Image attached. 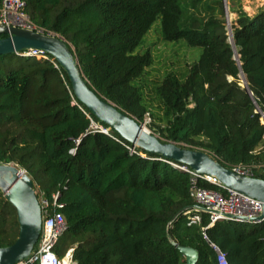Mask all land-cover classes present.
<instances>
[{
  "label": "trees",
  "instance_id": "trees-1",
  "mask_svg": "<svg viewBox=\"0 0 264 264\" xmlns=\"http://www.w3.org/2000/svg\"><path fill=\"white\" fill-rule=\"evenodd\" d=\"M26 2L36 30L67 40L102 97L141 123L147 113L161 120L148 126L165 141L205 150L230 169L250 166L264 179L257 109L264 111V6L250 14L242 0H227L237 15L233 46L223 0H193L203 29L182 27L181 0ZM160 16L166 40L204 50L184 80L169 72L157 86L158 116L133 80L153 64L150 52H134ZM48 56L0 55V163L19 165L47 198L60 193L67 229L56 252L63 256L74 247L76 264H184L175 240L199 251L197 264H218L203 235L210 215L201 212V223L189 225L180 213L194 204L191 175L161 155L132 152L134 145L76 97L65 69ZM15 59L14 67L2 68ZM243 75L252 94L241 86ZM199 184L226 193L206 180ZM205 232L231 264H264V221L218 220ZM18 235L17 212L0 190V247Z\"/></svg>",
  "mask_w": 264,
  "mask_h": 264
},
{
  "label": "water",
  "instance_id": "water-1",
  "mask_svg": "<svg viewBox=\"0 0 264 264\" xmlns=\"http://www.w3.org/2000/svg\"><path fill=\"white\" fill-rule=\"evenodd\" d=\"M223 1L229 27L228 34L234 46L228 21L229 5L227 0ZM0 34L6 35L0 38V55L18 54L31 48L42 49L52 55L68 74L76 97L100 121L116 130L133 145L148 153L187 165L198 174L214 176L224 187L264 202V179L242 175L224 166L205 150L185 148L175 142L165 141L145 127L144 122H139L115 103L97 93L85 78L74 49L60 35L3 23H0ZM241 86L251 92L244 75ZM257 109L259 111L260 107L258 106ZM0 190L15 208L19 222V235L15 242L0 247V264H16L31 254L39 240L43 222L42 208L33 178L15 163H0ZM190 208L207 210L201 205L193 204L180 210V213ZM228 217L232 218V216ZM263 217L264 210L259 218ZM171 243L185 256L184 264H197L200 254L196 248L181 245L175 240Z\"/></svg>",
  "mask_w": 264,
  "mask_h": 264
},
{
  "label": "built area",
  "instance_id": "built-area-1",
  "mask_svg": "<svg viewBox=\"0 0 264 264\" xmlns=\"http://www.w3.org/2000/svg\"><path fill=\"white\" fill-rule=\"evenodd\" d=\"M26 7V0H2L0 7V23L36 30V25L31 21ZM249 13L252 14L251 12ZM18 54L21 56L44 59L49 58L47 52L37 48L25 49ZM259 112L261 114V121L264 124V111L260 108ZM94 127L108 132L107 129L100 125L95 124ZM262 148L261 146L257 150H261ZM129 149L132 152L136 151L135 146L129 147ZM173 164L191 175L190 195L194 204L201 205L207 209L205 211L199 208L185 210L184 214L188 217V224L201 223L202 217L200 213L207 212L210 215V223L208 226L203 227L204 238L207 239L213 247L218 264H231L227 258L226 252L216 243L210 241L205 232L206 228L212 226L218 220L260 223L264 221V217L259 218L264 210V202L239 191L224 187L220 180L214 176L198 174L184 164ZM232 169L242 175L254 176V169L250 166L237 165ZM199 179L223 187L226 193L201 186L199 184ZM38 195L43 217L40 237L31 254L26 259L16 264H76L73 258L74 247L70 248L63 256H60L55 250L60 237L67 229V221L62 211L65 204L59 201L60 193H53L51 199L47 198L42 190H40V194ZM228 216H232V218Z\"/></svg>",
  "mask_w": 264,
  "mask_h": 264
},
{
  "label": "rangeland",
  "instance_id": "rangeland-1",
  "mask_svg": "<svg viewBox=\"0 0 264 264\" xmlns=\"http://www.w3.org/2000/svg\"><path fill=\"white\" fill-rule=\"evenodd\" d=\"M242 5L245 10L254 14L253 11L256 12L260 7L264 6V0H242ZM181 6L183 8L182 27L203 29L204 16H202L203 14L200 11L196 10V7H193V0H181ZM236 16V13L229 11L228 21L230 25ZM203 50L204 47L189 45L184 39L178 41L166 40L163 34L161 16L153 23L151 29L134 52L135 54L150 52L154 59L153 64L146 68L142 76L133 80V84L141 90L144 103L150 108L151 112L156 113L158 116L162 114L161 102L158 99L156 88L166 74L175 72L184 80L188 74L189 66L199 60ZM16 62H18L17 59L10 64H3L2 68L8 71L16 65ZM152 121L163 123L158 118L154 119L153 116L147 113L144 123L148 129H150L148 125ZM35 189L40 194L39 184L35 183Z\"/></svg>",
  "mask_w": 264,
  "mask_h": 264
},
{
  "label": "bare ground",
  "instance_id": "bare-ground-1",
  "mask_svg": "<svg viewBox=\"0 0 264 264\" xmlns=\"http://www.w3.org/2000/svg\"><path fill=\"white\" fill-rule=\"evenodd\" d=\"M231 26V25H230ZM145 124V123H144ZM145 127H146V125H145ZM135 147H137L136 145H134ZM23 173V172H22Z\"/></svg>",
  "mask_w": 264,
  "mask_h": 264
},
{
  "label": "crops",
  "instance_id": "crops-1",
  "mask_svg": "<svg viewBox=\"0 0 264 264\" xmlns=\"http://www.w3.org/2000/svg\"><path fill=\"white\" fill-rule=\"evenodd\" d=\"M255 13V11H253Z\"/></svg>",
  "mask_w": 264,
  "mask_h": 264
}]
</instances>
